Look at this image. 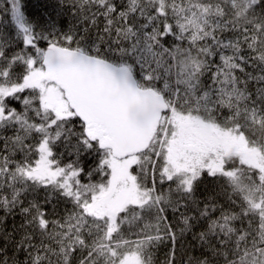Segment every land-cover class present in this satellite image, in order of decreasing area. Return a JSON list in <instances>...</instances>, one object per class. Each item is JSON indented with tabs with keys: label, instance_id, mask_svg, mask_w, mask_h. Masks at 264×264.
<instances>
[{
	"label": "snow or ice",
	"instance_id": "snow-or-ice-1",
	"mask_svg": "<svg viewBox=\"0 0 264 264\" xmlns=\"http://www.w3.org/2000/svg\"><path fill=\"white\" fill-rule=\"evenodd\" d=\"M54 10L0 0V264H264V0Z\"/></svg>",
	"mask_w": 264,
	"mask_h": 264
},
{
	"label": "trees",
	"instance_id": "trees-1",
	"mask_svg": "<svg viewBox=\"0 0 264 264\" xmlns=\"http://www.w3.org/2000/svg\"><path fill=\"white\" fill-rule=\"evenodd\" d=\"M26 13L35 20L47 19L45 15L50 14L55 16V0H23ZM58 19L67 20V17H59Z\"/></svg>",
	"mask_w": 264,
	"mask_h": 264
}]
</instances>
